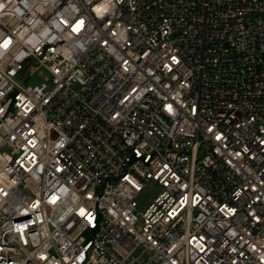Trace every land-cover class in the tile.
<instances>
[{"label": "built area", "instance_id": "obj_1", "mask_svg": "<svg viewBox=\"0 0 264 264\" xmlns=\"http://www.w3.org/2000/svg\"><path fill=\"white\" fill-rule=\"evenodd\" d=\"M0 264H264V0H0Z\"/></svg>", "mask_w": 264, "mask_h": 264}, {"label": "rangeland", "instance_id": "obj_2", "mask_svg": "<svg viewBox=\"0 0 264 264\" xmlns=\"http://www.w3.org/2000/svg\"><path fill=\"white\" fill-rule=\"evenodd\" d=\"M158 191V187L154 184H151L147 190L145 191V193L142 195L140 201L142 202V204H146L149 202V200L154 197V195L156 194V192Z\"/></svg>", "mask_w": 264, "mask_h": 264}]
</instances>
